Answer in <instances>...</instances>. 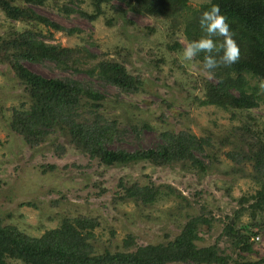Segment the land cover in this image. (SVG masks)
Wrapping results in <instances>:
<instances>
[{"label": "rangeland", "instance_id": "rangeland-1", "mask_svg": "<svg viewBox=\"0 0 264 264\" xmlns=\"http://www.w3.org/2000/svg\"><path fill=\"white\" fill-rule=\"evenodd\" d=\"M55 1L33 7L65 29L76 31L69 34L37 25L43 39L62 46H85L97 60L120 61L130 74L141 76L139 91L122 93L95 77L62 71L50 62H23L27 69L43 77H71L100 90L107 100L101 111L104 120L115 119L120 130L109 145L111 149L152 148L160 141L158 135L162 131L184 128L197 136H210L212 146L206 149L209 156L196 154L206 165L205 170L188 169L183 163L163 167L146 162L106 165L76 150L61 132L50 134L41 144L29 146L21 135L11 131L8 122L12 110L27 107L30 97L8 64L0 62V219L3 223L39 236L56 227L63 216L93 217L99 224L90 242L94 252L100 254L105 248L120 247L129 233L135 236L138 245L166 242L179 233L187 214H203L213 219L209 228L201 227V239L196 242L199 247L217 243L236 257L226 237H220L223 226L226 221L238 227L253 221L256 234L249 239L253 251L242 253V261L264 258V213H257L254 220L249 210H243L238 218L233 217L240 207L237 202L240 196L252 194L258 188L250 176V162L236 163L225 155L242 144L234 126L244 123L253 129L264 127V95L256 107L234 110V118L218 107L200 106L194 98H202V82L212 77L195 58L192 62L179 59L187 44L182 32L170 37L166 21L145 14H122L109 5L103 6L104 13L95 21H89L75 12L65 14ZM57 2L70 4L69 0ZM205 2L188 0L192 7ZM73 5L88 12L92 10L88 1ZM113 5L125 7L120 2ZM9 26L17 30L33 27L8 19L0 10L1 36ZM174 42L180 48L169 49ZM225 135H230L229 140L221 144ZM120 180L126 184L161 185L162 193L148 206L131 200L117 201L114 198ZM166 185L183 197L169 192ZM25 202L31 205H23ZM7 264L23 263L9 258Z\"/></svg>", "mask_w": 264, "mask_h": 264}, {"label": "trees", "instance_id": "trees-1", "mask_svg": "<svg viewBox=\"0 0 264 264\" xmlns=\"http://www.w3.org/2000/svg\"><path fill=\"white\" fill-rule=\"evenodd\" d=\"M49 0H0V10L12 20L31 24L17 30L9 26L0 35V62L13 70L30 104L12 110L8 125L11 131L21 135L29 146L43 143L52 133L61 132L76 150L95 158L106 165L146 162L154 166L183 163L188 169L205 170L206 165L196 154H204L212 146L211 137L197 136L189 128L178 131L165 130L159 133L160 141L155 147L127 151L111 149L109 145L120 134L115 119L107 122L101 112L106 97L93 86L83 84L71 77H43L27 69L23 62L52 63L62 71L81 72L95 77L103 84L111 85L124 93H135L141 87V76L130 74L124 63L113 59H100L85 46H62L43 39L37 25L69 34L76 29H65L50 18L36 12L33 6H42ZM88 1L90 12L77 8L76 2ZM70 4L59 5L65 14L75 12L81 17L95 21L109 5L122 14H145L167 22L168 36L182 32L188 41L200 33L197 18L207 2L192 7L188 0H69ZM120 2L124 8L113 5ZM227 18L239 48L240 58L231 65L219 64L211 70L212 80L202 82V98H194L200 106L212 105L228 111L234 118V110L256 107L264 95V0H213ZM150 31L152 29L150 28ZM171 50L180 48L177 42ZM202 65V55L195 58ZM255 82L252 84L251 81ZM262 90V92H261ZM263 93V94H261ZM233 129L242 144L225 152L236 163L250 162V176L258 188L254 193L242 195L234 214L238 218L243 210H249L254 220L257 213H264V127L253 129L247 124ZM240 132V133H239ZM234 134V135H236ZM225 135L220 143L228 142ZM161 185H139L134 182H119L117 201L131 200L144 206L151 205L162 193ZM169 192H176L165 186ZM177 193V192H176ZM181 196L180 193H177ZM246 204V206H244ZM23 205H31L25 202ZM213 217L203 214H187V220L173 239L157 244L138 245L132 233L114 250L105 248L100 254L94 252L90 239L98 226L97 219L88 216H63L59 224L45 230L39 236L29 235L13 224L0 219V264L7 260H20L23 264H264V258L242 261V253L252 252L249 241L255 222L243 227L225 222L221 236L226 237L236 257L225 252L217 243L199 247V232L202 226L210 227ZM242 258V259H241Z\"/></svg>", "mask_w": 264, "mask_h": 264}, {"label": "clouds", "instance_id": "clouds-1", "mask_svg": "<svg viewBox=\"0 0 264 264\" xmlns=\"http://www.w3.org/2000/svg\"><path fill=\"white\" fill-rule=\"evenodd\" d=\"M197 22L201 34L183 47L179 54L182 62H192L202 55V70L210 76L211 70L219 64L231 65L239 60V45L218 4L207 0V6L200 11Z\"/></svg>", "mask_w": 264, "mask_h": 264}, {"label": "built area", "instance_id": "built-area-1", "mask_svg": "<svg viewBox=\"0 0 264 264\" xmlns=\"http://www.w3.org/2000/svg\"><path fill=\"white\" fill-rule=\"evenodd\" d=\"M256 239H257V236H256Z\"/></svg>", "mask_w": 264, "mask_h": 264}]
</instances>
